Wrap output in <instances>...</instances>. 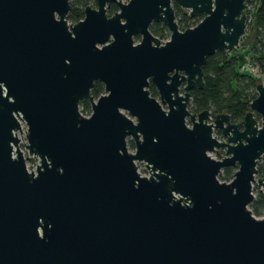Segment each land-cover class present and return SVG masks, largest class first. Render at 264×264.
I'll use <instances>...</instances> for the list:
<instances>
[{"label": "water", "instance_id": "95a60500", "mask_svg": "<svg viewBox=\"0 0 264 264\" xmlns=\"http://www.w3.org/2000/svg\"><path fill=\"white\" fill-rule=\"evenodd\" d=\"M174 5L203 18L182 31ZM245 6L96 0L68 26L70 0H0V264H264V214L249 209L264 193V83L238 123L188 109L206 59L238 47Z\"/></svg>", "mask_w": 264, "mask_h": 264}, {"label": "trees", "instance_id": "16d2710c", "mask_svg": "<svg viewBox=\"0 0 264 264\" xmlns=\"http://www.w3.org/2000/svg\"><path fill=\"white\" fill-rule=\"evenodd\" d=\"M252 0H245L247 7L252 6ZM90 4H96V0H70L72 11L68 15L71 23H77L83 19L84 10ZM175 17L180 30L184 31L192 28L199 22V17L191 18L189 15L174 5ZM116 12L112 6L108 9L109 16ZM247 18H251L250 24L253 29V39L251 43L252 62L258 67L261 76L264 78V4L256 5L252 13H247ZM150 32L160 39L168 37V30L160 23H153ZM242 60L237 57L234 50L232 52L217 51L208 57L202 67L203 83L202 89L195 88L191 92V100L188 105L193 114L208 111L212 116L227 114L231 123H238L246 113L250 112V105L257 96V86L260 84L255 77L240 72ZM151 96L156 97L154 88L149 89ZM103 93V86L96 82L91 90V95L98 98ZM81 112L89 114L90 106L87 101L81 102ZM219 137L220 134L216 133ZM128 146L133 149L132 142ZM217 155L220 157L221 152ZM237 168L224 169L218 179L222 182H230ZM257 176L264 179V162L257 165ZM255 217H262L264 214V193L261 191L249 206Z\"/></svg>", "mask_w": 264, "mask_h": 264}, {"label": "rangeland", "instance_id": "374dc122", "mask_svg": "<svg viewBox=\"0 0 264 264\" xmlns=\"http://www.w3.org/2000/svg\"><path fill=\"white\" fill-rule=\"evenodd\" d=\"M122 2L126 3L128 0H121ZM252 6L250 7H247L245 9V14L247 15V13H252L253 10H254V7H256V5H259V0H252ZM89 7L91 8H96V4H90ZM110 15V14H108ZM203 18V16L199 17V22L201 21V19ZM250 20L251 18H247V26H246V31H245V34L244 36L240 39V42H239V45L236 49H234V52L235 54L237 55V57L240 59V61L242 60L245 61L246 58L247 59H252L253 58V55H252V51H251V43H252V39H253V29H252V26L250 24ZM198 22V23H199ZM70 24V23H69ZM169 37V36H168ZM167 37V38H168ZM155 38H158V37H155ZM167 38L165 39H160L158 38V40H160L161 42H164L166 40H168ZM140 38L137 37L135 38V42H139ZM256 79L259 80L260 83H264V78L260 75H255L254 76ZM157 98V97H156ZM79 111L80 113L82 114V116L84 117H88V115H86L85 113H82L81 112V108L79 107ZM90 113H91V110H90ZM216 138H219L216 134L214 135ZM19 137L23 138L24 136L22 135H19ZM24 140V139H23ZM25 143H26V140H25ZM21 150L24 152V149L21 148ZM128 150L129 152L133 153L134 152V148L131 149L129 146H128ZM25 156L27 157V154L24 152ZM221 155H223V152H221ZM220 155V156H221ZM210 156L214 159H217V157H219L216 153H211ZM264 162V158H262L258 164H263ZM38 160L36 159H29L27 160L26 162V165L29 167V169H34L36 167V165L38 164ZM137 166H138V173L141 175V176H144V177H149V173L146 171L145 167H144V164H140V163H136ZM259 177L256 176V179H258ZM222 182V181H221ZM225 183H228V182H225ZM260 190L257 188L256 185L253 186V189H252V193L254 195V197L256 196V193L259 192ZM257 219H260L261 217H256Z\"/></svg>", "mask_w": 264, "mask_h": 264}, {"label": "built area", "instance_id": "2783aa9c", "mask_svg": "<svg viewBox=\"0 0 264 264\" xmlns=\"http://www.w3.org/2000/svg\"><path fill=\"white\" fill-rule=\"evenodd\" d=\"M166 41H167V40H166ZM166 41H164V42H166ZM164 42H163V43H164ZM240 72H242V73H247V74H249V75H251V76H253V77H254L255 75H257V74L261 76L258 67L255 66V65L253 64L252 59H247V58H246L245 61H243L242 65H241V67H240ZM86 115H88V114H86ZM89 115H90V112H89ZM210 122H212V121H210ZM19 123H20V127H21V132H17V133H16V136H17V138H18L19 141H20V142H19V149H20V151L22 152V154H23V156H24V158H25V162H27V160H29V159H37V158H35V157H33V156H30V155L28 154V152H27V150H26V148H25V145H26V143H27V141H26V143H25L27 127H26V125H25L24 122L19 121ZM19 135H22V136H24V137H23V138H22V137L20 138ZM23 139H24V140H23ZM21 148L24 149V152L27 154V157L25 156V154H24V152L21 150ZM213 153H216V154H217V151H215V152H213ZM223 157H224V153H223V155H221L220 157H217L216 160H221ZM37 160H38V159H37ZM38 162H39V160H38ZM38 165H39V163L36 165V167H35L34 169H29V167L26 165L27 171H28V172H35V171H36V168H37Z\"/></svg>", "mask_w": 264, "mask_h": 264}, {"label": "flooded vegetation", "instance_id": "af4514ba", "mask_svg": "<svg viewBox=\"0 0 264 264\" xmlns=\"http://www.w3.org/2000/svg\"><path fill=\"white\" fill-rule=\"evenodd\" d=\"M120 1H121V0H120ZM127 2H128V1H127ZM112 6H114V5H112ZM112 6H110L109 8H111ZM114 7H115V6H114ZM109 8H108V9H109ZM115 8H116V7H115ZM94 9H95V8H94ZM173 9H174V6H173ZM116 10H117V9H116ZM71 11H72V10H71ZM183 11H184V10H183ZM174 12H175V10H174ZM185 12L188 14L187 11H185ZM69 14H70V13H69ZM69 14H68V15H69ZM107 15H108V10H107ZM83 17H84V16H83ZM108 17H111V16L108 15ZM66 20H67V24H68V26H72V25H75V24H76V23H71V22H69V20H68V16H67ZM80 21H81V20H80ZM176 22H177V21H176ZM69 23H70V24H69ZM77 23H78V22H77ZM160 24H161V23H160ZM164 27H165V26H164ZM165 28H166V27H165ZM166 29H167V28H166ZM168 32H169V31H168ZM152 35H153V34H152ZM153 36H154V35H153ZM168 36H169V35H168ZM154 37H155V36H154ZM136 38H137V37H136ZM168 38H169V37H168ZM168 38H167V39H168ZM157 39H158V38H157ZM159 41H160V40H159ZM101 85H102V84H101ZM102 86H103V85H102ZM151 87L154 88V86H153L152 84L150 85L149 89H151ZM149 89H148V90H149ZM194 89H195V88H193V89L190 91V95H191V92H192ZM182 90H183V86L181 87V93H183ZM154 91H155V93H156V97L158 98V95H157V92H156L155 88H154ZM103 94H104V87H103V93H102L101 95H103ZM101 95H100V96H101ZM150 95H151V94H150ZM91 96H92V95H91ZM100 96H99V97H100ZM92 97H93V96H92ZM152 97H153V96H152ZM93 98H94V97H93ZM94 100H97V98H94ZM84 101H87L88 104H89V106H90V103H89L88 100H84ZM84 101H82V102H84ZM188 105H189V104H188ZM79 107H80V106H79ZM188 109H189V107H188ZM189 111H190V110H189ZM192 114H193V113H192ZM216 133H218V132H215V134H216ZM215 134H214V135H215ZM218 152H221V151H217V153H218Z\"/></svg>", "mask_w": 264, "mask_h": 264}]
</instances>
